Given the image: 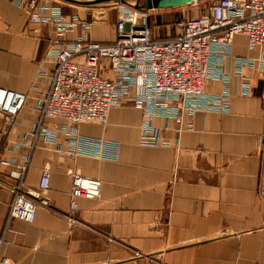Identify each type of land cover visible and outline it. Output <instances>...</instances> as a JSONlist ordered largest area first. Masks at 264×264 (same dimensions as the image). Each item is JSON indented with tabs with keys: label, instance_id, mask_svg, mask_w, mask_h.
I'll return each instance as SVG.
<instances>
[{
	"label": "crops",
	"instance_id": "obj_1",
	"mask_svg": "<svg viewBox=\"0 0 264 264\" xmlns=\"http://www.w3.org/2000/svg\"><path fill=\"white\" fill-rule=\"evenodd\" d=\"M27 1L0 0V86L27 95L17 124L0 125V264H264V196L258 193L264 71H245L248 95L232 77L227 112L184 115L180 125L156 118L165 145H141L142 112L122 103L110 108L104 123L78 125L82 135L116 143L114 159L71 152L64 136L58 146L40 139L33 146L37 101L52 72L46 52L54 27L31 20ZM37 1L46 14L60 5L65 19L77 14L90 24L70 38L115 37L117 14L94 19L86 15L90 4ZM167 30L175 34L171 24ZM233 54H252L244 37H236ZM221 89L219 81H207V92ZM44 168L49 206L37 207L31 222L9 217L13 185L22 179L36 187ZM69 170L101 181L99 197L78 199L73 211ZM133 250L141 255L130 256Z\"/></svg>",
	"mask_w": 264,
	"mask_h": 264
},
{
	"label": "built area",
	"instance_id": "obj_2",
	"mask_svg": "<svg viewBox=\"0 0 264 264\" xmlns=\"http://www.w3.org/2000/svg\"><path fill=\"white\" fill-rule=\"evenodd\" d=\"M27 4L31 20L54 27L46 52L52 72L49 86L37 101L38 116L30 130L33 146L39 139L58 146L64 136L71 152L114 159L116 143L82 135L78 125L104 123L110 108L122 103H132L142 112L141 145H165L156 118L180 125L184 115L227 112L232 77L240 81L241 93L248 95L251 82L245 71H264V0H192L179 7L189 6L199 13L175 17L171 21L175 34L164 38L155 36L148 24V14L159 9L131 6L117 14L115 37L110 42L90 41L81 35L70 38L76 28L85 33L90 24L77 14L65 19L60 5L51 6L46 14L37 0ZM237 36L244 37L252 54H233ZM209 80L219 81L221 91L207 92ZM26 100V93L0 86L3 129L17 124ZM186 127L191 128L192 123L187 122ZM258 147L262 159L259 192L264 196V131L258 134ZM20 169L23 177L26 166ZM68 172L70 210L76 209L80 198L99 197V179ZM48 183L49 171L44 168L36 187L22 179L13 185L9 217L31 222L37 207L49 206L45 197Z\"/></svg>",
	"mask_w": 264,
	"mask_h": 264
},
{
	"label": "rangeland",
	"instance_id": "obj_3",
	"mask_svg": "<svg viewBox=\"0 0 264 264\" xmlns=\"http://www.w3.org/2000/svg\"><path fill=\"white\" fill-rule=\"evenodd\" d=\"M80 1H92V0H80ZM135 3H138L139 5H141L142 0H138V1L137 0H110L107 2L94 3L93 5L88 7L86 15L88 17L91 16L94 19H97V18L100 19L103 17L104 14H108L109 18L114 19L115 15L118 14L121 9H128L131 6H133V8L136 10L142 9V8H136L134 6ZM64 7H67V6H64ZM82 9H85V8H82ZM81 12L82 11L80 10V13ZM197 13H199L198 9L189 8V6H186L185 8L176 6V8H171V9L165 8V9H159V10H152L148 14V24L152 29L158 32V36H161V37L167 36L168 35L167 29L170 27V23H171L170 21H173L171 20L172 18L174 19L176 16L177 17L178 16L189 17V16L196 15ZM171 14H174V15H171ZM260 168H261V164H260ZM258 193L260 195L259 186H258ZM240 232H244V231H240ZM140 255H141L140 252L133 250L130 256L138 257ZM150 259L154 260V257Z\"/></svg>",
	"mask_w": 264,
	"mask_h": 264
},
{
	"label": "water",
	"instance_id": "obj_4",
	"mask_svg": "<svg viewBox=\"0 0 264 264\" xmlns=\"http://www.w3.org/2000/svg\"><path fill=\"white\" fill-rule=\"evenodd\" d=\"M68 2H73V3H78V4H85V5H93L94 3H99V2H107L110 0H92V1H79V0H65ZM138 1V0H137ZM192 0H142V4L139 5L138 3H135V7L136 8H146V9H164V8H170V7H176V6H181L184 4L189 3ZM128 26V25H126ZM223 235H226V233H221V234H217L214 235L213 237H211L210 239L207 240H211V239H216L218 237H221ZM203 240H199L197 242H202ZM183 246V245H180ZM176 248V247H172Z\"/></svg>",
	"mask_w": 264,
	"mask_h": 264
},
{
	"label": "trees",
	"instance_id": "obj_5",
	"mask_svg": "<svg viewBox=\"0 0 264 264\" xmlns=\"http://www.w3.org/2000/svg\"><path fill=\"white\" fill-rule=\"evenodd\" d=\"M171 22V21H170ZM171 24V23H170ZM164 38V37H163Z\"/></svg>",
	"mask_w": 264,
	"mask_h": 264
},
{
	"label": "bare ground",
	"instance_id": "obj_6",
	"mask_svg": "<svg viewBox=\"0 0 264 264\" xmlns=\"http://www.w3.org/2000/svg\"><path fill=\"white\" fill-rule=\"evenodd\" d=\"M100 123V122H99Z\"/></svg>",
	"mask_w": 264,
	"mask_h": 264
}]
</instances>
